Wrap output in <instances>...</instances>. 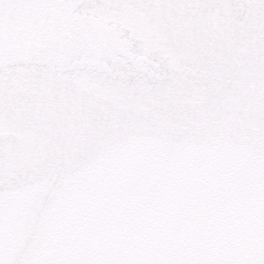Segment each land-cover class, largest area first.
Here are the masks:
<instances>
[{
  "label": "snow or ice",
  "instance_id": "6c2138e0",
  "mask_svg": "<svg viewBox=\"0 0 264 264\" xmlns=\"http://www.w3.org/2000/svg\"><path fill=\"white\" fill-rule=\"evenodd\" d=\"M0 264H264V0H0Z\"/></svg>",
  "mask_w": 264,
  "mask_h": 264
}]
</instances>
